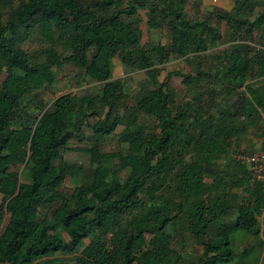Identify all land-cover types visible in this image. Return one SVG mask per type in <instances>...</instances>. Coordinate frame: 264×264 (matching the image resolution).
Here are the masks:
<instances>
[{"label": "trees", "instance_id": "trees-1", "mask_svg": "<svg viewBox=\"0 0 264 264\" xmlns=\"http://www.w3.org/2000/svg\"><path fill=\"white\" fill-rule=\"evenodd\" d=\"M186 1L0 0V224L8 214L0 264H65L61 256L73 264H259L262 183L232 166L233 156L254 149L228 152L233 138L264 119V51L249 46L264 11L250 19L256 1L238 0L216 10L209 25L208 15L186 17ZM138 10L165 29L168 43L136 46ZM219 21L228 42L218 52L191 72L158 79L156 65L170 56L201 58L221 45ZM31 39L40 49L28 56L20 46ZM115 49L123 67L144 74L134 95L111 77ZM64 64L101 83L99 90L45 103L42 93ZM171 76L188 100H174ZM219 93L220 107L205 103ZM117 127L118 148L101 151ZM71 139L96 148L86 168L62 158ZM227 186L245 194L233 203Z\"/></svg>", "mask_w": 264, "mask_h": 264}, {"label": "rangeland", "instance_id": "rangeland-1", "mask_svg": "<svg viewBox=\"0 0 264 264\" xmlns=\"http://www.w3.org/2000/svg\"><path fill=\"white\" fill-rule=\"evenodd\" d=\"M256 1V7L254 8V14L250 17V19L256 15L257 13L264 11V0H253ZM238 0H187L184 5V11L185 15L188 19L191 20H197L202 19L205 15H208L207 22L209 25L216 24L215 19V11L221 10V11H229ZM138 17H139V23H138V29H139V38L137 41L136 46H151L152 44H158L163 45L168 43V34L163 28L157 27L156 24H154L151 19H149L142 10H138ZM217 26L223 35V39L221 41V45H218L216 48L208 49L201 58H192V56H189L187 58H184L185 55L183 53L178 54L177 56H170L166 62L159 65L157 64L159 69V75L158 79L160 81L164 80L166 78V72L171 70H178L180 72H191L195 68L200 67L202 63H206L204 61V57L210 55L211 53H216L218 50L222 48V44L225 42L227 43L228 40L226 39V25L223 23V21L217 22ZM249 46L252 50L258 52L259 54L264 51V25L261 28H256L253 31V39L249 41ZM20 48L28 55L32 56L35 55V52L40 49L39 43L34 40H28L24 42ZM38 62V71L42 72L46 69V65L43 64V60L41 57ZM200 65V66H199ZM111 77L118 79L122 85L123 90L128 93L130 96L134 95V92L136 91V88L138 86V83L140 80L144 78V74L141 70L138 69H127L123 67L119 61V54L118 50L115 49L112 52L111 56ZM55 82L54 84L49 87L46 91L42 93V100L47 103L51 101L53 98L60 94L64 93H71V94H77L80 95L84 92L87 93H94L99 90V86L101 83L91 80L88 78L82 70L70 65V64H64L55 71ZM5 76V71L0 72V80L3 79ZM258 79H264V72ZM169 83V85L173 88V92L175 95L174 100L177 103H181L183 101H186L190 97V93L187 92V90L184 88V85L181 83L179 77L171 76L166 79ZM208 82V81H207ZM205 83L203 84L205 87L209 88L212 87L215 91H220L223 87L219 84L212 82V83ZM133 97V96H132ZM221 97H223L222 93H219V95L215 98V100L210 103V101H206L205 103L207 105H210V107H215V104L220 107L222 105ZM263 118L258 119V124H260L259 128L255 127H246L244 132L237 136L236 138H233L232 140V146L230 147V151L228 152V156H232L234 151H252L253 149L256 150L262 146H264V119ZM148 123L151 126V122L148 120ZM120 130V127H117L113 134L106 137L103 140V143L101 145V151L105 152H111L118 148V143L116 141L117 135L116 133ZM84 136L88 134L87 130H82ZM97 154L96 148L92 145V141L85 139L81 142L70 140L68 144L64 147L62 158L70 161L75 162L76 164H79L83 167H87L88 160L91 157H95ZM218 163H221V160L217 161ZM233 167L237 168H243L247 167V162L242 161L239 163H232ZM12 170H18V165H15L12 167ZM238 174V173H237ZM113 175V172L110 173V177ZM239 175V174H238ZM122 176V174H121ZM212 178V175L210 173L204 174V180L207 182H210ZM249 183L250 182L248 180ZM65 185H67L65 183ZM224 191L228 193V196L230 200L235 203L238 200L241 199L242 195L245 194L242 189L237 187H229L227 186L224 188ZM1 201V200H0ZM8 218V214L6 212H2L1 216V224H0V231L4 224L6 223ZM259 220V237L263 241L262 250L259 254L260 260L259 264H264V207L259 213L258 216ZM55 232L62 238L66 239V235L61 227H58L55 229ZM192 238H195L197 236H191ZM174 245L178 247L181 244V238L178 234H175L174 238ZM248 237L245 239V241H249ZM247 242H238V248H241L243 245H245ZM60 256V255H58ZM65 259V264H73L71 259L68 256H61Z\"/></svg>", "mask_w": 264, "mask_h": 264}, {"label": "built area", "instance_id": "built-area-1", "mask_svg": "<svg viewBox=\"0 0 264 264\" xmlns=\"http://www.w3.org/2000/svg\"><path fill=\"white\" fill-rule=\"evenodd\" d=\"M238 162H247V174L250 181L262 183L261 191L264 197V146L250 154H237L233 156Z\"/></svg>", "mask_w": 264, "mask_h": 264}]
</instances>
